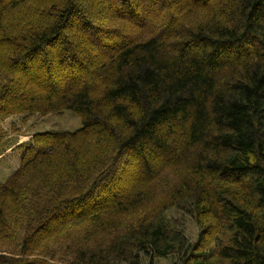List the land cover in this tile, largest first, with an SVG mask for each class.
Wrapping results in <instances>:
<instances>
[{
	"label": "trees",
	"instance_id": "trees-1",
	"mask_svg": "<svg viewBox=\"0 0 264 264\" xmlns=\"http://www.w3.org/2000/svg\"><path fill=\"white\" fill-rule=\"evenodd\" d=\"M67 111L2 185L0 264H264V0H0V121Z\"/></svg>",
	"mask_w": 264,
	"mask_h": 264
},
{
	"label": "rangeland",
	"instance_id": "rangeland-1",
	"mask_svg": "<svg viewBox=\"0 0 264 264\" xmlns=\"http://www.w3.org/2000/svg\"><path fill=\"white\" fill-rule=\"evenodd\" d=\"M192 19H207L211 17V13L206 10H201L200 8H196L192 13ZM58 79V77H57ZM82 127V120L73 114L72 112L67 111L63 115L57 114H48V115H36L24 118V116H14L7 117L4 120L0 121V128L2 131L6 132L7 137L5 139V144L8 146L6 150L0 155V190L2 185L5 184L9 178L15 173V171L21 166L23 152L26 150V144L32 139L36 132H43L44 130H53V129H63L73 131ZM184 161V160H183ZM183 161L181 162L182 164ZM180 172H183V167L181 165H176L171 167H166L165 171L160 174L158 179L156 180V184L152 186V190L154 193L157 187L160 185L165 187H170V182H175L179 180ZM185 177L190 179L188 174ZM192 177H195V174L192 173ZM157 194V193H156ZM156 200L154 198L153 202ZM129 212L127 216H130ZM167 215L171 218L177 225L183 229L190 240L192 242H196L199 235V228L197 226L194 218L180 210L178 207H173L167 211ZM129 217H124V222L128 221ZM96 225H85L80 226L78 228H73L69 230L68 234L73 233L74 238L77 237V241L85 240L81 235L86 233V231H91L92 228ZM20 233L18 232L16 236H12L9 239L0 235V254H9L12 250L18 245ZM81 235V236H80ZM107 239L105 237V233L97 235L94 240L96 241H105ZM93 240V239H92ZM92 241L89 242V244ZM75 245V243H74ZM76 247L70 246L66 253H72V250ZM143 264H148L150 258L146 257L142 253ZM42 257L50 262L54 260L43 256ZM57 262V261H56ZM177 264L179 263V259L176 257L169 258H156L154 260V264Z\"/></svg>",
	"mask_w": 264,
	"mask_h": 264
}]
</instances>
